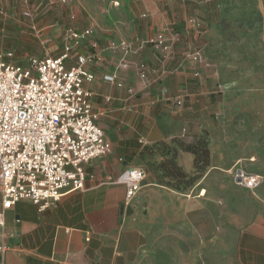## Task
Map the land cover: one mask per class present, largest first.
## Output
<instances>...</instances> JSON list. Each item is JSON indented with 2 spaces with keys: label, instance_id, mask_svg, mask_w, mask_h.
Returning <instances> with one entry per match:
<instances>
[{
  "label": "crops",
  "instance_id": "1",
  "mask_svg": "<svg viewBox=\"0 0 264 264\" xmlns=\"http://www.w3.org/2000/svg\"><path fill=\"white\" fill-rule=\"evenodd\" d=\"M40 1L42 12L60 8L80 19L78 28H93L82 51L92 50L94 41L163 32L177 34L178 43L170 54L146 46L131 55L132 66L117 72L122 87L112 78L119 54L105 51L91 66L95 79L88 87L95 107L109 109L99 123L113 153L86 165L94 174L86 190L66 193L45 209L23 200L6 210L0 264H155L159 246L170 261L203 264L218 255L220 238L226 252L236 243L242 264H264V184L250 190L234 179L240 168L264 178V0H121L118 7L112 0ZM16 2L0 0L9 8ZM191 18L207 31L192 28ZM189 48L200 49L203 62L186 59ZM138 61L149 64L148 85L135 73ZM130 87L137 95L129 100ZM129 103L134 110L125 109ZM202 134L209 138L207 170L181 190L168 185L175 180L159 165L172 156L183 172L196 171L195 155L174 139L195 142ZM149 160L155 168L147 169L143 189L125 206L126 187L111 181ZM228 228L236 237L220 235Z\"/></svg>",
  "mask_w": 264,
  "mask_h": 264
},
{
  "label": "built area",
  "instance_id": "2",
  "mask_svg": "<svg viewBox=\"0 0 264 264\" xmlns=\"http://www.w3.org/2000/svg\"><path fill=\"white\" fill-rule=\"evenodd\" d=\"M21 2L31 16L30 31L44 44L50 41L53 36L50 31L55 25L40 28L32 2ZM48 2L67 4L69 0ZM111 4L118 7L121 0H112ZM0 15L10 17L3 8ZM188 24L200 33L207 31L200 19L191 18ZM93 32L92 27L69 26L56 45L57 56L32 58L28 63L16 62L12 51L0 52V226L5 225V211L19 201H30L45 209L58 203L66 193L86 190L87 180L94 177L86 165L113 151L112 141L99 123L109 109L95 107L94 93L88 87L95 79L91 66L103 60V53L113 51L120 55L112 75L117 82V72L132 66L131 55L141 53L146 46L158 53L170 54L178 43L177 34L168 36L163 32L146 39H112L105 45L94 41L92 50L82 51ZM185 56L195 63L204 60L200 49L189 48ZM136 64L137 77L148 85L149 64L145 61ZM199 75L200 72L195 73L196 77ZM117 84L124 86L123 82ZM128 93L129 100L137 95L132 87ZM176 104L182 106L181 96L176 97ZM134 108L131 103L125 106L127 110ZM146 177L145 168L131 166L111 181L126 187L125 206H130L143 189ZM234 179L250 190L262 185L261 176L241 168L234 172ZM2 236L0 231V242ZM5 251L0 244V252Z\"/></svg>",
  "mask_w": 264,
  "mask_h": 264
},
{
  "label": "rangeland",
  "instance_id": "3",
  "mask_svg": "<svg viewBox=\"0 0 264 264\" xmlns=\"http://www.w3.org/2000/svg\"><path fill=\"white\" fill-rule=\"evenodd\" d=\"M33 2L38 6L41 1L33 0ZM45 2H47V0ZM0 6H4L11 12H8L10 15L9 18L0 15V52H14L15 61L22 64L28 63L32 58H44L49 54L52 56L58 55L59 51L56 50V45L61 41L60 36L55 34L50 41L44 44L30 31L29 25L31 23V16L28 14L26 5L21 3L20 0H17L10 8L2 4H0ZM37 6L34 8V17H36L37 24L40 28H46L54 24V31H57L59 28L66 29L72 26L69 24L70 22H74L76 24L74 26L76 27L80 26V19L73 20L71 18V13L66 14V12H63L60 8L47 9L45 12H42L44 6L38 9ZM35 10H37L36 13ZM62 17H64V19H61ZM151 164L152 161L149 160L137 166H141L147 171V169L151 167ZM86 170L89 172L88 169ZM230 180L233 186L237 185L234 184L232 179ZM262 183L264 184V178H262ZM221 233L220 235L228 234L234 235L235 237L237 235L235 228H228L226 231L224 229V232L222 231ZM233 245L236 247V243ZM226 246L227 243L220 238L218 255L213 259H205L203 264H242L236 248L234 247L232 252H226L222 249V247ZM155 249L157 250L155 264H180L178 261H170L171 257L166 253L167 248L164 249L163 246H159Z\"/></svg>",
  "mask_w": 264,
  "mask_h": 264
},
{
  "label": "trees",
  "instance_id": "4",
  "mask_svg": "<svg viewBox=\"0 0 264 264\" xmlns=\"http://www.w3.org/2000/svg\"><path fill=\"white\" fill-rule=\"evenodd\" d=\"M173 142L176 143L181 150L189 151L195 155L194 167L196 171L194 175H190L185 171L183 172L182 169L177 166L176 157L174 156L159 165L165 174L171 175L175 180L174 183L167 182V184L181 190L183 186H190L194 181L201 178L202 174L207 170L210 163L209 138L206 134H202L195 142H189L185 139H174ZM153 147H155V144L145 146L146 150ZM151 166L155 168L156 165L152 163Z\"/></svg>",
  "mask_w": 264,
  "mask_h": 264
}]
</instances>
